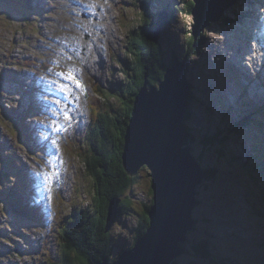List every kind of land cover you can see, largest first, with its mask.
<instances>
[{
	"label": "rangeland",
	"instance_id": "obj_1",
	"mask_svg": "<svg viewBox=\"0 0 264 264\" xmlns=\"http://www.w3.org/2000/svg\"><path fill=\"white\" fill-rule=\"evenodd\" d=\"M190 1L192 0H32L30 5L34 8L25 11L19 1L0 0V174L3 171L12 177L9 186H13L17 176L23 175L26 180L30 178L36 191L44 193L50 200L59 198L65 201L68 211L71 212L77 208L85 209L91 206L94 197V179L82 169L84 163L82 157L80 160L77 156L76 149L84 148H77L76 139L72 143L75 153L67 155L69 160H65V154L59 144L51 145V140L47 146L40 147V142L32 140L33 130L24 133V141L19 139V133L14 126L18 127L21 115L15 113L10 118L4 114L1 106L5 107L7 112L14 107L23 112L33 103L35 108L47 112V109L53 110L55 105L50 108V102L43 100L39 104L33 99L30 91L33 71L23 72L24 69L13 67L8 62V56L11 61L15 58H30L32 55L42 57L45 53L42 48H54V52L49 51L52 55L48 53V57H51L49 60L62 61L66 69H79L76 73L79 78L86 80L89 86L93 82H99L101 87L108 91L109 86H119L123 80L116 59L118 56L127 58L126 35L129 30L142 24V13L151 22L161 25L159 30L153 29L157 31L156 36L162 44L165 61L170 62L174 54H177L178 58L182 57L187 49L193 24L192 16L186 11ZM249 1L235 0L218 20L208 23L204 30L206 39L202 54L192 58L194 63L189 64L187 82L188 85L191 84L189 98L192 104L187 125L194 136V141L191 140L192 153L197 157L203 154V168L217 165L219 175L214 181L203 180L197 188V204L193 210L195 224L187 234V240L183 243L185 250L178 255L176 264H202L190 246L203 238L210 239L209 251L214 264H219L216 261L218 254L229 261L226 264H264V212L258 201V195L261 196L259 189L264 182H256L261 175L255 171L250 172L249 168V164L252 166L255 157L257 158L253 150H264V78L250 82L249 79L240 80L236 74V69H241L247 76V67H238L240 65L236 58L244 63L248 58L243 60L242 55L249 57L252 53L248 50V40L247 43L244 40V37L247 39V36H250L252 21H249L247 15H243L242 7L246 10L252 8L256 15L260 3L259 0H253L250 4ZM98 7H101L100 11L94 10ZM93 15L99 21L93 22ZM165 19L167 23H163L162 20ZM221 20L226 22L223 24ZM254 20H260V17H255ZM89 23L98 26L90 29ZM258 34L264 38V28L260 29ZM252 36L255 38L254 34ZM50 41L52 44H49ZM234 44L237 45L235 56L232 47ZM86 46L90 47L92 54ZM2 60L8 64L2 63ZM21 72L25 77L18 75H21ZM58 78L62 83H67L59 76ZM17 79L21 84L11 81ZM255 85L262 88L256 89ZM75 96L79 99H70L75 101L72 111L77 110L76 103L79 109L73 115L76 117L75 124L68 127L62 135L59 134L61 131H58L57 136L60 137L61 143L65 135H75L77 124L87 117L79 91ZM111 102L116 107L119 105L113 98ZM65 106L67 104H64ZM63 125L66 127L65 123ZM47 135L49 136L48 133ZM27 139L33 143H29ZM34 143L39 146L33 148ZM11 147L17 148L15 154ZM65 150L66 154L70 153L66 148ZM53 152L58 158H54ZM31 155L40 156V159L45 160L42 163L43 169H37L33 165L36 161L30 158ZM262 156L263 154L259 158ZM229 159H236L242 164L239 166L234 161L229 165ZM54 170H58L59 174L56 175ZM37 173L41 175L37 176ZM44 174H50V178L46 179ZM5 181L0 175V188L5 185ZM49 185H52L50 189L47 188ZM1 195L0 192V198H3ZM125 196L132 200L136 211H141L142 203L151 205L152 192L146 170L138 172L137 180ZM16 207L17 205L8 207L10 210L7 209V212L0 201V263L49 264L46 255L56 264L61 263V256L56 248L43 246L50 237L41 241L43 250L37 253L34 243L25 244V238L13 234L10 242L5 240L6 235L1 230L6 225H11L10 222H13V230L20 227L25 229V236L30 232L37 235L43 229L35 222L29 221L32 219H24L28 218L29 213ZM135 215L118 216L117 213L109 229L112 247L109 262L116 259L123 250H130L135 244L139 213ZM53 242L57 244L55 241H52V244ZM17 245L20 248L16 249ZM22 248L27 249V252ZM18 251L21 252L19 259L16 257L20 256Z\"/></svg>",
	"mask_w": 264,
	"mask_h": 264
},
{
	"label": "water",
	"instance_id": "obj_2",
	"mask_svg": "<svg viewBox=\"0 0 264 264\" xmlns=\"http://www.w3.org/2000/svg\"><path fill=\"white\" fill-rule=\"evenodd\" d=\"M231 1L192 0L194 41ZM184 69V62L176 61L166 69L158 87L145 80L133 100L124 134L122 165L131 177L143 167L149 172V223L130 250L122 251L112 262L103 260L97 264H172L195 224L196 193L204 175L200 161L192 154L191 133L185 123L190 103ZM119 202V198L109 202L106 231L115 220Z\"/></svg>",
	"mask_w": 264,
	"mask_h": 264
},
{
	"label": "trees",
	"instance_id": "obj_3",
	"mask_svg": "<svg viewBox=\"0 0 264 264\" xmlns=\"http://www.w3.org/2000/svg\"><path fill=\"white\" fill-rule=\"evenodd\" d=\"M20 1L22 2V0ZM29 3L30 0H26L27 9H31L28 8ZM192 6L193 3L190 1L188 9L186 8L189 15ZM143 7L142 2L141 8ZM142 16V24L129 30L126 35L127 58L118 56L116 59L117 65L120 67V74L123 75L119 86L113 88L109 86L108 92L101 85L94 84L92 87L93 96H88L90 118L80 143L85 151L78 150L77 156L80 160L82 157L84 163L82 169L94 179V197L91 206L85 209H74L68 220L64 219L59 231L61 263L58 264H97L110 259L111 234L110 231L105 230V224L107 204L114 197L120 199L118 216L139 213L134 242L145 233L148 227L147 211L150 205L141 202V211H136L132 200L125 196L127 190L134 185L138 175L128 176L122 166L124 134L131 116L133 100L143 82L146 80L148 84L157 85L170 63H166L161 43L156 41L152 34L153 28H157L156 25L160 26V24L151 22L145 18L143 13ZM162 21L164 23V20ZM225 22L221 20V23ZM204 41L203 33L195 41L190 35L182 59L189 60L192 55H198L204 47ZM175 57L177 58V56ZM8 62L12 63L11 58H8ZM17 63L19 62L17 61ZM111 98L119 102L117 107L111 102ZM189 117L190 113H187L186 120ZM225 136L229 137L227 134ZM211 143L213 144L212 140ZM203 144L206 143L203 142ZM261 152L264 153V150ZM197 158L201 162L203 154ZM257 163L258 167L255 169L264 177V159L260 158ZM202 169L205 180L218 179L219 167L217 165L205 166ZM261 180L262 178L259 181ZM262 189L264 191V185ZM260 195H258V201L264 208V192ZM184 247L181 245L182 252L185 250ZM190 249L194 250L195 257L200 259L202 264L206 262L214 264L209 259V238L194 242ZM216 261H219V264L227 262L221 254L216 256ZM174 262L173 264H176L175 260Z\"/></svg>",
	"mask_w": 264,
	"mask_h": 264
},
{
	"label": "snow or ice",
	"instance_id": "obj_4",
	"mask_svg": "<svg viewBox=\"0 0 264 264\" xmlns=\"http://www.w3.org/2000/svg\"><path fill=\"white\" fill-rule=\"evenodd\" d=\"M79 69H75L73 67H69L66 71H61L58 75L61 78V80L66 81L67 83H60L59 81H49V83L54 84L56 87L54 89H51L50 91H59L64 94V99L67 104H71L73 101L68 100L69 96H73L74 99L78 100L79 97L75 96L73 89L77 90H84L83 83L80 79L77 78L76 72H78ZM56 104V112H58L60 115H63L65 118L71 120L70 111L67 106L60 107L59 100L55 101ZM54 119H58L57 117H54ZM69 127L71 126L69 122ZM57 131H63L65 130V126L63 124L57 123L56 127ZM51 145L56 146L57 141L51 140ZM54 158H58L56 153H53ZM55 174L58 175V170H54ZM37 176L41 175V173H37ZM46 179L50 178V174H44Z\"/></svg>",
	"mask_w": 264,
	"mask_h": 264
},
{
	"label": "bare ground",
	"instance_id": "obj_5",
	"mask_svg": "<svg viewBox=\"0 0 264 264\" xmlns=\"http://www.w3.org/2000/svg\"><path fill=\"white\" fill-rule=\"evenodd\" d=\"M234 2H235V0L232 1L233 4H234ZM232 3H231V5H232ZM231 5H230V6H231ZM82 6H83V5H82ZM85 6H86V5H85ZM230 6H228L227 8H229ZM88 7H89V6H88ZM100 8H101V7H100ZM227 8H226V9H227ZM226 9H224L223 12H224ZM93 11H94V10H93ZM83 12H84V11H83ZM90 12H91V11H90ZM96 13H97V12H96ZM91 14H92V13H91ZM89 15H90V14H89ZM103 15H104V14H103ZM218 18H219V17H218ZM104 19H105V17H104ZM244 23H245V21H244ZM247 29H248V28H247ZM247 32H248V31H247ZM248 50H249V49H248ZM36 84H37V83H36ZM38 86H41V84H38ZM187 87H188V90H189L188 82H187ZM147 88H148V87H147ZM123 147H124V146H123ZM261 151H262V150H261ZM121 158H122V157H121ZM122 166H123V165H122ZM180 249H181V247H180ZM181 252H182V249H181ZM177 257H178V256H177ZM177 257H176V258H177ZM176 258H175V260H176ZM227 262H229V261H227Z\"/></svg>",
	"mask_w": 264,
	"mask_h": 264
}]
</instances>
